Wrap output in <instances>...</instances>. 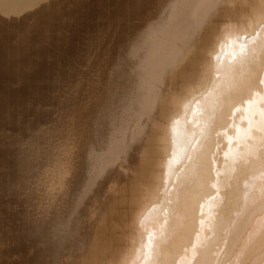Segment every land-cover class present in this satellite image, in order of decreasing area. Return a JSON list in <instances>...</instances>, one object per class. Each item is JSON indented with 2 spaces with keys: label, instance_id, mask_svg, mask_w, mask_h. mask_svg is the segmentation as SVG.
Segmentation results:
<instances>
[{
  "label": "bare ground",
  "instance_id": "obj_1",
  "mask_svg": "<svg viewBox=\"0 0 264 264\" xmlns=\"http://www.w3.org/2000/svg\"><path fill=\"white\" fill-rule=\"evenodd\" d=\"M261 81L264 0H0V264H264Z\"/></svg>",
  "mask_w": 264,
  "mask_h": 264
},
{
  "label": "rangeland",
  "instance_id": "obj_2",
  "mask_svg": "<svg viewBox=\"0 0 264 264\" xmlns=\"http://www.w3.org/2000/svg\"><path fill=\"white\" fill-rule=\"evenodd\" d=\"M5 192L4 191H0V195H1V203H2V207H4V210L5 211H8L9 210V208L11 209V210H14L15 209V207H14V204H12L11 202H10V196L8 195V194H4ZM7 198V199H6ZM3 199V200H2ZM5 199V200H4ZM9 200V201H8ZM9 205V206H8ZM13 206V207H12ZM8 208V209H7Z\"/></svg>",
  "mask_w": 264,
  "mask_h": 264
},
{
  "label": "snow or ice",
  "instance_id": "obj_3",
  "mask_svg": "<svg viewBox=\"0 0 264 264\" xmlns=\"http://www.w3.org/2000/svg\"><path fill=\"white\" fill-rule=\"evenodd\" d=\"M261 83H264V81H261Z\"/></svg>",
  "mask_w": 264,
  "mask_h": 264
}]
</instances>
